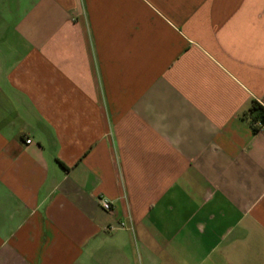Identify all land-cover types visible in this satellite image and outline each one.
<instances>
[{
    "label": "crops",
    "instance_id": "0c3cea01",
    "mask_svg": "<svg viewBox=\"0 0 264 264\" xmlns=\"http://www.w3.org/2000/svg\"><path fill=\"white\" fill-rule=\"evenodd\" d=\"M253 100L264 0H0V264H264Z\"/></svg>",
    "mask_w": 264,
    "mask_h": 264
},
{
    "label": "trees",
    "instance_id": "16d2710c",
    "mask_svg": "<svg viewBox=\"0 0 264 264\" xmlns=\"http://www.w3.org/2000/svg\"><path fill=\"white\" fill-rule=\"evenodd\" d=\"M242 118L248 121L254 132H258L261 127L257 122H264V105L257 100H253L248 109L242 114Z\"/></svg>",
    "mask_w": 264,
    "mask_h": 264
},
{
    "label": "built area",
    "instance_id": "2783aa9c",
    "mask_svg": "<svg viewBox=\"0 0 264 264\" xmlns=\"http://www.w3.org/2000/svg\"><path fill=\"white\" fill-rule=\"evenodd\" d=\"M257 124L262 128L264 126V122L262 121H258ZM27 142H32V138H27L26 140ZM102 206L107 209L110 210L112 208V203L110 200H108L107 198H102Z\"/></svg>",
    "mask_w": 264,
    "mask_h": 264
}]
</instances>
